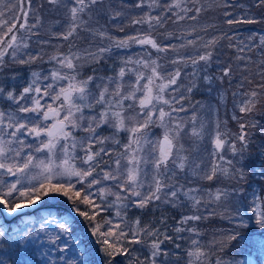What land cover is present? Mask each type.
<instances>
[{"label": "snow or ice", "instance_id": "obj_1", "mask_svg": "<svg viewBox=\"0 0 264 264\" xmlns=\"http://www.w3.org/2000/svg\"><path fill=\"white\" fill-rule=\"evenodd\" d=\"M46 3L53 11L63 9L66 17L63 24L56 21L62 30L50 29L47 39L40 36L41 17L33 0H0V264H94L92 250L76 235L78 218L88 222L86 231L96 251L103 253V264H174L172 258L178 262L181 257L167 245L180 249L181 240L189 243L183 257L187 264H258L264 256V201L255 186L245 193L241 185L247 183L244 161L252 155L250 146L256 145V130L264 129L255 119L256 104L264 99V30L251 32L245 43L238 26L264 23V16L251 13L252 8L264 10V0ZM217 9L222 10L225 30L219 31L215 23L198 26L203 14ZM137 10L139 15H131ZM98 16H106L119 32L129 28L132 34L114 37L108 27L94 26ZM169 23L177 30L168 31ZM209 29L219 34L205 40L200 33ZM82 32L89 40L83 48L77 45ZM52 39L68 42L67 51L52 45ZM222 41L235 50L237 67L217 54ZM49 46L56 48L54 54L45 52ZM101 61L114 76L79 78L85 66L95 65L93 73L103 71ZM44 63L52 66L33 70ZM22 71L30 75L25 78ZM182 74L187 86L178 84ZM234 80L231 118L239 124V133L222 131L226 122H215L214 163L198 175L180 143L188 121L179 113L195 105L182 101L194 89L200 91L201 82L211 95L225 81L231 87ZM128 111L135 116L126 115ZM189 120L190 134L202 138L204 125L197 128L195 111ZM104 127L112 135H102ZM154 128L162 129L160 137ZM121 132L128 135L127 143L117 139ZM76 133L83 135L78 139ZM225 145L232 159H226ZM259 156L264 163V147ZM186 168L207 181L218 172L231 174L237 186L215 192L186 188L180 183ZM258 174L264 179V171ZM201 192L216 202L230 201L227 215L208 208ZM185 202H191L193 214L181 215L174 229L165 215L147 222L127 218L132 209L155 213L164 206L182 208ZM217 215L230 227L216 229L220 238L205 244L196 222ZM253 251L259 256L254 258Z\"/></svg>", "mask_w": 264, "mask_h": 264}, {"label": "trees", "instance_id": "obj_2", "mask_svg": "<svg viewBox=\"0 0 264 264\" xmlns=\"http://www.w3.org/2000/svg\"><path fill=\"white\" fill-rule=\"evenodd\" d=\"M40 3H42L41 0H39ZM237 3L240 4H248L250 3V0H237ZM43 12L39 13L40 17H41V23H42V27L40 28V36L41 38H48V33L49 30L51 29V31L55 32V31H59L62 30L59 25L56 24V21H60L61 24H63L66 20L65 14H64V10L63 9H59L57 11H53L50 9V7L47 5L46 0H43ZM118 10V9H117ZM146 10V9H145ZM235 11L237 12H242V9H235ZM221 9H217L215 11H209L208 13L203 14L200 17V21H199V25L198 26H202L204 24H217L219 25V31H223L225 30L226 26L223 24V19L221 16ZM251 13L252 15L256 16L257 18H259L260 16H264V10L262 9H257V8H252L251 9ZM140 12L139 10L132 12L131 15L137 16L139 15ZM96 19L98 20V25H94V26H99V25H104L105 27L109 28V31L111 32V34L114 37L117 38H122L124 35L126 34H132V30L129 28H125V32L121 33L118 31V29L112 25V23L108 20V18L106 16H98L96 17ZM191 23V22H189ZM50 25V27H49ZM121 27H123L124 25L121 24ZM168 31H176L177 30V26L172 25L171 23H169V25L166 26ZM238 30L240 32V37L242 40L245 41V43H247L246 37L251 33V32H258L261 30H264V23L261 24H242L240 26H238ZM161 32L163 33V30H161ZM201 35L204 36L205 40H207L208 38H210L213 35H217L219 34L218 31H214L212 29H209L207 34L205 33H200ZM81 39L77 41V45L78 47H86L89 43V40L87 38L86 33H81L80 34ZM191 38V37H190ZM159 40V39H158ZM161 41H159L158 43H160ZM51 44L52 45H60L59 50L60 51H67L68 49V42L62 41V40H57V39H52L51 40ZM228 45V41H222L221 45L218 46L217 48V54L220 55L221 60L225 63L228 62H233L234 61V57L236 55L235 50L234 49H229L227 47ZM36 46L33 45V48H35ZM136 50V49H134ZM184 51H188L190 52L191 49L188 50H181V52ZM45 52L49 55L54 54L56 52V48L53 46H49L45 48ZM153 53H155L153 51ZM250 55H252L253 59H257V56L255 53H250ZM155 58V57H153ZM45 59H47V56L45 57ZM108 64H111L114 66V68L118 69L119 68V64L115 61V60H109ZM36 66L39 65H34L33 66V70H36ZM45 66V70L49 69L52 65L50 63H44L41 64V66L39 68H42ZM95 67V65L93 66H85L82 74L79 78L83 79V78H87V76L89 75H100V76H104V77H108V76H114L115 75V71L113 70H109L108 65L105 64L103 61H101L99 67L103 69V71H99L96 73H93L92 68ZM233 67H237L236 63L233 62ZM188 71H191V69H188ZM213 71H215V69H213ZM21 75L25 76V78H27L28 75H30V73L27 72H21ZM239 74V72H237V75ZM125 80L128 81L129 77H125ZM259 80V78H253V83H257ZM184 84V85H188V81L184 79L183 74L180 78V80H178V84ZM111 86V85H110ZM93 91H95V88L93 86ZM183 91V90H182ZM237 91V85L235 80L233 81L232 84V89L231 87H229L228 82L225 81L222 87H219L217 90H214L212 92L211 95H209L206 91L203 90V83L201 82V90L197 91L196 89L193 90V93L191 94V96L186 97L184 101H182V103L185 106L188 105H195V109H193L192 107H188L187 112H180L179 116H183L182 118H184L185 120L189 121V117H191L193 111H197L198 115H197V120H196V126L199 129L200 125L203 124V137L202 138H197L194 137L190 134V130L192 128V123L191 121H189L188 124L185 125V129L184 132L182 133H186L188 134V137L190 136V139L187 140L185 143L184 141H182L184 143V145L187 148L185 149V151L182 153L184 156L188 157V161H189V166L192 169H196L198 175H203L204 172H207L210 168L211 165L214 163V158L212 156V151H213V136H214V130H215V122L216 120V114L218 112L219 114V110H221V93H225V96H229V101L232 103L230 105H227V107L225 108L226 110V114H227V118H226V122H228V125L230 128H232V131H229L230 133L233 131H239L238 130V126L236 125V121L232 120V112L234 110V98L232 93ZM240 98L237 97L236 100H239ZM261 105H263V109L258 110V108H260L257 104H256V112H257V118L256 120L260 121V123L264 124V99L260 100ZM238 115H244V114H240L238 112V109L236 110ZM247 118V117H245ZM226 125V124H225ZM234 128V129H233ZM105 130H103L104 132ZM106 132V131H105ZM257 134L255 137V141H256V145L255 146H250L249 151L252 153L251 158H248L244 161L245 164V171L248 173L247 176V183L242 184L241 186L245 189V187H247V189H245V193H251L253 191V186H255V188L259 191V195L261 198V201H264V179H261L260 175L258 173H260L261 171H264V163H262L261 157L259 156V148L264 147V135H261V133H264V129H257L256 130ZM82 135V134H81ZM183 145V146H184ZM239 146V144H238ZM218 158V157H217ZM226 159H232L231 154L228 152V156H226ZM216 160V159H215ZM219 160V158H218ZM217 160V161H218ZM233 163H235V161H233ZM199 166V167H197ZM221 167H228L226 164H221ZM237 167H239V165H237ZM186 171H189V168H186ZM230 177L229 175H222L219 172L217 173V176L214 178L213 181H205V190H207L208 188H211L212 192H215V190L217 188L220 189H228L231 190L232 188L236 187V181L233 182V186H228L227 182L225 181V178ZM201 181V179H199ZM183 181L180 179V183H182ZM197 183V182H196ZM216 188L215 190H213L212 188ZM199 195L201 197H203V201L207 202L208 204V208L210 209H214L217 213H224L225 215H227V212L225 211L226 209L232 207L231 202H225L223 200L216 202L212 199L208 200L209 197L207 195L206 192H201L199 193ZM205 199V200H204ZM250 199V197H249ZM188 208V209H187ZM82 210H87L86 208H82ZM191 211V213L193 214V209L191 207V202H185L184 206L182 208H173L171 206H164L162 211H157L155 213L152 212H147L146 214H143L141 211L136 210V209H132L128 212V220L129 221H134L136 219V217H140L142 221L147 222L150 219H153L154 217H159L161 215H165L168 217V225H170L173 229L176 227V225H171L176 224V221H178L181 217V215H187V213H189ZM104 215V214H102ZM109 215H111V213H109ZM99 219V217H98ZM86 226H88V222L86 220H84ZM197 224V228L203 231V235H202V241L203 243L207 244L208 241L212 240L213 238H217L219 239V233H217L215 230L216 229H226L230 227V224L227 220L222 219L221 216L217 215V216H213L212 218H210L208 221H202V222H196ZM204 229L206 231H204ZM76 235L79 236L81 238V240L84 241V243L89 246V248L92 250V255L94 257V264H98V258L96 256V251H95V247L93 245V243L87 239V237L84 236L83 234V228L81 226V224L76 221ZM180 235L182 236H188V233H181ZM195 238V237H192ZM175 239V237H174ZM178 243L181 244V248L180 249H174L173 245L169 244L167 245L168 249L170 251H175L177 256L181 257V259L178 260V262L176 261V258L173 257L172 260L174 262V264H187L186 259H184L183 257H185V249H187L189 247V243L185 240H181V241H177ZM145 255L147 253H144ZM100 255L102 257L103 260V253L100 252ZM230 256L232 255L231 253L229 254ZM251 255L255 258L256 256H259L258 253L256 252H252ZM117 261H119L121 258L117 257L116 258ZM258 264H264V256H260V260L258 262Z\"/></svg>", "mask_w": 264, "mask_h": 264}, {"label": "rangeland", "instance_id": "obj_3", "mask_svg": "<svg viewBox=\"0 0 264 264\" xmlns=\"http://www.w3.org/2000/svg\"><path fill=\"white\" fill-rule=\"evenodd\" d=\"M42 1V3H40V1L39 0H33V7L34 8H36L37 10H38V12L39 13H41V12H43L44 10L43 9H41L40 8V5H43V0H41ZM33 21H32V19H31V13H29V23H32ZM49 27H50V25H49ZM160 40H158L157 39V42H159ZM155 51V50H154ZM41 65H39V66H36V70L37 71H39L41 68H39ZM43 69L45 68V66L44 67H42ZM215 69V68H214ZM109 87H110V89H111V86L109 85ZM231 89H232V86H231ZM167 98V97H166ZM232 103V101L230 102L229 101V96H225V93H224V95H223V100H222V102H221V110H219V114H218V112H217V114H216V120H219V121H222V122H226V118H227V114H226V110H225V108L227 107V105H230ZM260 108H258V110H261V109H263V105H261V102L259 101V103L257 104ZM177 107H179V105H177ZM166 111L168 110L167 108L165 109ZM126 115H128V116H135V112H126ZM198 115V113H197V111H196V116ZM180 117H183V116H180ZM257 118V116H255V119ZM187 121V120H186ZM190 121V120H189ZM189 121H188V123H189ZM241 122H243V121H241ZM187 123V124H188ZM236 125L238 126V130H239V124L238 123H236ZM225 127V130H227V131H232V128H230L229 127V125H228V122H226V125L225 124H222L221 125V130L222 131H224L223 129H222V127ZM234 129V128H233ZM103 130H105L104 132H103ZM153 131L155 132V136L156 137H160L161 135H162V129H160V128H154L153 129ZM231 133H234V134H238L239 133V131H233V132H231ZM83 135V133H76V135H77V138L79 139L82 135ZM101 134L102 135H104V136H110V135H112V130L110 129V128H108V127H104V128H102V130H101ZM117 139H119L120 140V142L121 143H127L128 142V135L125 133V132H121L120 134H119V136L117 137ZM190 139V136L188 137V134H184V133H181V137H180V143H182L183 145H184V143L187 141V140H189ZM182 141H184V143L182 142ZM186 146H188V144L187 145H184L183 147L186 149L187 147ZM186 152V151H185ZM224 154H225V156H228V150H227V145H225V149H224ZM249 158H251V156L249 157ZM216 159V161L218 160V158H215ZM227 165V164H226ZM228 167H230L229 165H227ZM191 168V167H190ZM230 172H231V169H230ZM181 180L183 181L181 184H183L186 188H200V189H204L205 188V181L203 180V179H201V181L197 178V177H195V176H193L192 174H191V172L190 171H186V169H185V173H184V176L183 177H181ZM225 181L227 182V184H228V186H233V182L235 181L234 180V178L231 176V174H230V177H228V178H225ZM197 182V183H196ZM217 188V187H216ZM215 187L214 188H212L213 190H215L216 189ZM245 189H247V187H245ZM207 190H211V188H208ZM211 198H209L208 200H210ZM205 200V199H204ZM188 209V208H187ZM189 214H192L191 213V211L189 212V213H187V215H189ZM81 219H83V218H81ZM191 223V222H190ZM171 225H176V224H171ZM177 226V225H176ZM196 226H197V224H196ZM200 230V229H199ZM201 231V233H202V235H203V231L202 230H200ZM204 231H206L205 229H204ZM252 253V252H251ZM98 264H100L99 262H98Z\"/></svg>", "mask_w": 264, "mask_h": 264}, {"label": "water", "instance_id": "obj_4", "mask_svg": "<svg viewBox=\"0 0 264 264\" xmlns=\"http://www.w3.org/2000/svg\"><path fill=\"white\" fill-rule=\"evenodd\" d=\"M33 218H34V217H33ZM33 218H32V219H33ZM78 220L83 224L86 235H87V236L90 238V240L95 244L96 249H97V245H96V243L93 241L92 237H91L90 235H88V233H87V231H86V227H85V224H84L83 220H82L81 218H78ZM97 254H98V258H99L100 264H102L101 257H100V255H99V252H98V251H97Z\"/></svg>", "mask_w": 264, "mask_h": 264}, {"label": "bare ground", "instance_id": "obj_5", "mask_svg": "<svg viewBox=\"0 0 264 264\" xmlns=\"http://www.w3.org/2000/svg\"><path fill=\"white\" fill-rule=\"evenodd\" d=\"M33 220H35V218H33Z\"/></svg>", "mask_w": 264, "mask_h": 264}]
</instances>
